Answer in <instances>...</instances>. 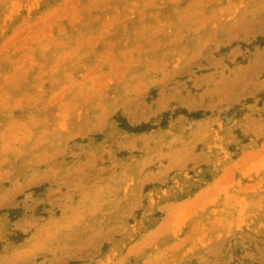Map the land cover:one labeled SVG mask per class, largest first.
Returning <instances> with one entry per match:
<instances>
[{"label":"rangeland","instance_id":"obj_1","mask_svg":"<svg viewBox=\"0 0 264 264\" xmlns=\"http://www.w3.org/2000/svg\"><path fill=\"white\" fill-rule=\"evenodd\" d=\"M263 32L264 0H0V264H264Z\"/></svg>","mask_w":264,"mask_h":264},{"label":"bare ground","instance_id":"obj_2","mask_svg":"<svg viewBox=\"0 0 264 264\" xmlns=\"http://www.w3.org/2000/svg\"><path fill=\"white\" fill-rule=\"evenodd\" d=\"M258 19H261V16H260V18H258ZM255 24H256V23H255ZM257 24H258V21H257ZM233 27H234V26H233ZM246 28H247V27H246ZM231 29H232V28H230L229 30H231ZM231 31H232V30H231ZM245 31H246V29H245ZM252 31H253V30H252ZM234 32H235V31L233 30V31H232V34H233ZM228 33H229V32H228ZM235 33H236V32H235ZM235 33H234L233 35H235ZM237 33H238V32H237ZM263 33H264V32H263ZM233 37H234V36H233ZM256 38H257V37H256ZM231 41H232V39H231ZM229 42H230V41H229ZM235 42H236V40H235ZM245 42H246V41H245ZM251 42H252V41H251ZM239 43H240V42H239ZM242 44H243V43H242ZM244 44H245V43H244ZM248 44H249V43H248ZM252 44H253V43H252ZM252 44H251V45H252ZM254 44H256V43H254ZM256 46H257V45H256ZM225 47H226V46H225ZM252 47H253V46H252ZM229 48H230V47H229ZM242 49H243V48H242ZM250 49H251V48H250ZM243 50H244V49H243ZM248 50H249V48H248ZM259 50H261V48H260ZM250 52H251V51H250ZM246 53H247V52H246ZM227 54H229V53H227ZM243 54H244V52H243ZM243 54H242V55H243ZM245 55H246V54H245ZM246 56H248V55H246ZM230 57H232V56H230ZM249 57H250V56H249ZM252 57H253V56H252ZM241 58H242V57H241ZM226 59H227V58H226ZM247 59H248V58H247ZM255 59H256V58H255ZM219 60H220V59H219ZM199 61H200V60H199ZM233 61H234V60H233ZM237 61H238V59H237ZM259 61H260V60H259ZM263 61H264V60H263ZM238 62H240V61H238ZM261 62H262V61H261ZM224 63H225V62H224ZM243 63H244V62H243ZM243 63H241V64H243ZM248 63H249V62H248ZM262 63H263V62H262ZM254 64H255V62H254ZM224 65H225V64H224ZM239 65H240V63H239ZM243 65H245V64H243ZM258 65H259V64H258ZM260 65H261V64H260ZM260 65H259V66H260ZM263 65H264V64H263ZM263 65H262V67H263ZM205 66H206V65H205ZM227 66H228V64H227ZM237 66H238V65H237ZM206 67H207V66H206ZM230 67H231V66H230ZM230 67H229V68H230ZM233 67H234V66H233ZM238 67H239V66H238ZM251 67H252V66H251ZM256 67H258V66L256 65ZM190 68H191V67H190ZM203 69H204V68H202L201 70H203ZM233 69H234V68H233ZM236 69H237V68H236ZM241 69H242V68H241ZM261 69H263V68H261ZM201 70H199V72H200ZM206 70H207V69H206ZM227 70H228V69H227ZM229 70H230V69H229ZM258 70H259V69H258ZM177 71H178V70H177ZM179 71H180V70H179ZM230 71H232V69H231ZM237 71H238V70H237ZM250 71H251V70H250ZM181 72H183V71H181ZM191 72H192V71H191ZM191 72H190V73H191ZM214 72L216 73V71H214ZM222 72L225 74V72L223 71V69H222ZM228 72H229V71H228ZM232 72H233V71H232ZM261 72H262V71H261ZM177 73H178V72H177ZM233 73H234V72H233ZM244 73H245V72H244ZM247 73H248V72H247ZM202 74H203V73H202ZM210 74H211V73H210ZM218 74H219V73H218ZM218 74H217V75H218ZM230 74H231V73H230ZM236 74H238V73H236ZM240 74H241V73H240ZM240 74H238V75H239V76H238V79H239V77L241 76ZM177 75H181V74H177ZM177 75H176V76H177ZM208 75H209V74H208ZM225 75H226V74H225ZM232 75H233V74H232ZM252 75H253V74H252ZM254 75H255V74H254ZM173 76H175V73L173 74ZM192 76H193V74H192ZM211 76H213V74H211ZM215 76H216V75H215ZM228 76H229V75H226V77H227V83H228V80H229ZM161 77H162V76H161ZM206 77H207V75H206ZM222 77H223V76H221V78H222ZM230 77H231V76H230ZM191 78H192V77H191ZM191 78H190V79H191ZM193 78H194V77H193ZM202 78H203V77H202ZM221 78L219 77L218 80L221 79ZM232 78H233V76H232ZM240 78H241V77H240ZM165 79H167V78H165ZM241 79H242V78H241ZM244 79H245V77H244ZM158 80H159V79H158ZM160 80H161V78H160ZM214 80L216 81V79H214ZM218 80H217V81H218ZM221 80H224V79H221ZM262 80H263V79H262ZM186 81H188V80H186ZM215 81H213V82H215ZM217 81H216V82H217ZM224 81H225V80H224ZM163 82H164V80H163ZM176 82H177V81H176ZM191 82H192V81H191ZM200 82H201V81H200ZM204 82H205V81H204ZM206 82H207V81H206ZM206 82H205V83H206ZM250 82H251V83H250ZM250 82H249V83L252 84L253 81H250ZM263 82H264V80H263ZM263 82L260 81V83H263ZM179 83H180V82H179ZM181 83H182V82H181ZM196 83H197V81H196ZM243 83H244V82H243ZM158 84H159V83H158ZM163 84H164V83H163ZM203 84H204V83H203ZM238 84H241V83H238ZM250 84H249V85H250ZM256 84H257V83H256ZM181 85H182V84H181ZM196 85H197V84H196ZM219 85H220V84H219ZM223 85H224V84H223ZM229 85H230V84H229ZM163 86H164V85H163ZM189 86H190V85H189ZM199 86H201V85H199ZM253 86H254V85H253ZM253 86H252V87H253ZM259 86H260V85L258 84V87H259ZM263 86H264V84H263ZM185 87H186V86H185ZM210 87H211V86H210ZM229 87H230V86H229ZM234 87H235V86H234ZM247 87H248V86H247ZM254 87H255V86H254ZM147 88H148V87H147ZM160 88H162V87H160ZM183 88H184V87H183ZM220 88H223V87L220 86ZM225 88H226V87H225ZM231 88H233V86H232ZM235 88H236V87H235ZM249 88H250V87H249ZM262 88H263V87H262ZM175 89H176V88H175ZM175 89H174V90H175ZM177 89H178V88H177ZM189 89H190V88H189ZM211 89H212V88H211ZM211 89H210V90H211ZM241 89H242V88H241ZM250 89H251V88H250ZM187 90H188V89H187ZM194 90H195V89H194ZM194 90H193V91H194ZM208 90H209V89H208ZM210 90H209V91H210ZM215 90H216V89H215ZM221 90H222V89H221ZM232 90H234V89H232ZM251 90H252V89H251ZM154 91H155V90H154ZM158 91H159V90H158ZM209 91H208V92H209ZM219 91H220V90H219ZM237 91H238V90H237ZM245 91H246V90H245ZM252 91H253V90H252ZM186 92H187V91H186ZM210 92H211V91H210ZM233 92H234V91H233ZM255 92H256V91H255ZM155 93H156V92H155ZM157 93H158V92H157ZM169 93H170V92H169ZM189 93H190V92H188L187 94H189ZM193 93H194V92H193ZM205 93H206V92H205ZM205 93H204V94H205ZM137 94H138V93H137ZM174 94H175V93H174ZM207 94H208V93H207ZM211 94H213V93L211 92ZM214 94H215V93H214ZM235 94H237V93H235ZM189 95H190V94H189ZM191 95H192V94H191ZM208 95H209V94H208ZM167 96H168V95H167ZM177 96H178V95H177ZM192 96H195V95H192ZM204 96H205V95H204ZM220 96H221V95H220ZM179 97H180V96H179ZM183 97H184V96H183ZM201 97H203V96H201ZM214 97H215V96H214ZM225 97H226V96H225ZM232 97H233V96H231V98H232ZM168 98H170V97H168ZM177 98H178V97H177ZM258 98H259V97H258ZM165 99H166V98H165ZM171 99H172V98H171ZM187 99L189 100V98H187ZM209 99H210V98H209ZM216 99H217V98H216ZM219 99H220V98H219ZM238 99H239V98H238ZM238 99H237V100H238ZM245 99H246V98H245ZM163 100H164V99H163ZM173 100H174V99H173ZM155 101H156V100H155ZM166 101H167V100H166ZM180 101H181V100H180ZM180 101H179V102H180ZM201 101H204V100H201ZM214 101H215V100H214ZM216 101H217V100H216ZM220 101H222V100H220ZM220 101H217V102H220ZM226 101H228V100L226 99ZM151 102H152V101H151ZM162 102L166 105V103H165L164 101H162ZM167 102H168V101H167ZM171 102H173V101H171ZM189 102H191V100H189ZM195 102H196V101H195ZM197 102H198V101H197ZM217 102H215V104H216ZM223 102L225 103L224 100H223ZM233 102H234V101H232V103H233ZM236 102H237V101H236ZM239 102H240V101H239ZM168 103H169V102H168ZM191 103H192V102H191ZM193 103H194V102H193ZM227 103H228V102H227ZM164 104H163V105H164ZM173 104H174V102H173ZM185 104H186V103H185ZM198 104H199V103H198ZM229 104L231 105V103H229ZM151 105H152V104H151ZM151 105H150V106H151ZM167 105H168V104H167ZM194 105H195V104H194ZM199 105H200V104H199ZM209 105H210V104H209ZM217 105H219V103H217ZM154 106H155V105H154ZM174 106H175V105H174ZM176 106H177V105H176ZM220 106H221V105H220ZM227 106H228V105H227ZM169 107H170V104H169ZM229 107H231V106H229ZM152 108H153V107H152ZM177 108H178V107H177ZM211 108H212V107H211ZM213 108H214V107H213ZM232 108H233V107H232ZM234 108H235V107H234ZM167 109H168V108H167ZM196 109H197V108H196ZM206 109H209V108H206ZM194 110H195V108H194ZM211 110H212V109H211ZM221 110H222V109H221ZM225 110H226V108H225ZM234 110H235V109H234ZM234 110H233V111H234ZM184 111H185V110H184ZM197 111H198V110H197ZM199 112H200V110H199ZM199 112H198V114H199ZM211 112H213V111H211ZM219 112H220V111H219ZM202 113L204 114V112H202ZM205 113H206V111H205ZM198 114H197V116H198ZM203 114H202V115H203ZM228 114H229V113H228ZM192 115H194V112L192 113ZM226 115H227V114H226ZM204 116H205V115H204ZM220 116H221V115H220ZM222 116H223V115H222ZM227 116H228V115H227ZM254 119H255V118H254ZM246 120H247V119H246ZM255 120H256V119H255ZM252 121H254V120H252ZM259 121H260V120H259ZM254 122H255V121H254ZM252 123H253V122H252ZM252 123H251V124H252ZM257 123H258V122H257ZM262 124H263V123H262ZM255 125L258 126L259 124H258V125L255 124ZM250 126H251V125H250ZM252 126H253V125H252ZM199 127H200V126H199ZM259 127H261V125H260ZM197 129H199V128H197ZM250 129H251V128H250ZM203 130H204V129H203ZM199 131H200V129H199ZM246 131H248V130L246 129ZM262 131H263V130H262ZM250 132H251V131H250ZM256 132H257V131H256ZM259 133H260V132H259ZM188 143H189V142H188ZM188 143H187V144H188ZM184 145H185V144H184ZM185 146H186V145H185ZM187 146L189 147V145H187ZM196 146H197V145H195L194 148H196ZM190 148H191V147H190ZM183 149H185V148H183ZM183 149H182V152H183ZM187 149H188V148H187ZM196 149H197V148H196ZM169 150H170V149H169ZM171 150H172V149H171ZM173 150H174V149H173ZM178 150H179V148H178ZM194 150H195V149H194ZM194 150H193V152H194ZM186 151L188 152V150H186ZM196 151H197V150H196ZM178 152H180V151H177V153H178ZM187 152H186V153H187ZM166 153H167V151H166ZM171 153H172V152H171ZM173 153H176V152L173 151ZM186 153H183V154L186 155ZM189 153H190V152H189ZM194 153H195V152H194ZM194 153H193V154H194ZM160 154H161V153H160ZM167 154H169V152H168ZM162 155H164V154H162ZM176 155H177V154H176ZM181 155H182V153H181ZM184 155H182V156H184ZM172 156H173V155H172ZM186 156H187V155H186ZM173 158H174V157H173ZM174 159H175V158H174ZM176 160H177V159H176ZM178 161H179V159H178ZM169 162H171V160H170ZM174 162H176V161L174 160ZM184 163H185V162H184ZM147 167H148V165H147ZM163 169H164V168H163ZM101 171H102V170H101ZM147 173H148V172H147ZM147 173H146V175H148ZM242 208H243V207H242ZM94 233H95V232H94ZM89 234H90V233H89ZM95 234H97V233H95ZM94 238H95V237H94ZM90 239H91V238H90ZM97 239H98V238H97ZM92 242H93V241H92ZM92 245H93V244H92ZM67 251H68V250H67ZM67 251H66V252H67ZM19 254H20V253H19ZM22 254H23V253H22ZM259 255H261V253L258 254V256H259ZM14 256H16V253H15ZM19 257H20V256H19ZM250 257H251V256H250ZM259 257H260V256H259ZM16 259H18L17 256H16L15 260H16ZM19 259H20V258H19ZM19 259H18V260H19ZM2 260H3V259H2ZM18 260H17V261H18ZM0 261H1V260H0ZM235 262H236V261H235ZM243 262H247V261L245 260V261H243ZM16 263H17V262H16ZM231 263H232V262H231ZM249 263L251 264L250 261H249ZM233 264H234V263H233ZM237 264H242V263H237ZM246 264H247V263H246Z\"/></svg>","mask_w":264,"mask_h":264}]
</instances>
